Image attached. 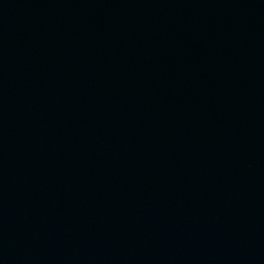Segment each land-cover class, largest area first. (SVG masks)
I'll use <instances>...</instances> for the list:
<instances>
[{
	"label": "water",
	"instance_id": "1",
	"mask_svg": "<svg viewBox=\"0 0 264 264\" xmlns=\"http://www.w3.org/2000/svg\"><path fill=\"white\" fill-rule=\"evenodd\" d=\"M0 264H264V0H0Z\"/></svg>",
	"mask_w": 264,
	"mask_h": 264
}]
</instances>
